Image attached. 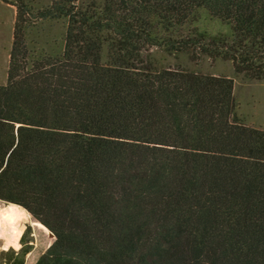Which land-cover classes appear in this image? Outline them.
<instances>
[{
	"label": "trees",
	"instance_id": "1",
	"mask_svg": "<svg viewBox=\"0 0 264 264\" xmlns=\"http://www.w3.org/2000/svg\"><path fill=\"white\" fill-rule=\"evenodd\" d=\"M12 5L0 201L54 236L35 264H264V130L235 117L232 78L152 57L203 54L264 81V0ZM203 12L231 38L198 36ZM47 20L66 23L61 54L31 47ZM26 235L0 264H25Z\"/></svg>",
	"mask_w": 264,
	"mask_h": 264
},
{
	"label": "rangeland",
	"instance_id": "2",
	"mask_svg": "<svg viewBox=\"0 0 264 264\" xmlns=\"http://www.w3.org/2000/svg\"><path fill=\"white\" fill-rule=\"evenodd\" d=\"M16 0H0V85L8 79L10 53L13 46V33L17 8ZM37 8L51 4L54 0H32ZM198 36L207 40L230 39L232 29L222 21L202 13L200 19L191 25ZM66 23L64 20L37 22L30 31L32 48L51 55L61 54L64 49ZM192 53H169L154 50L152 57L160 67L182 66L195 73L226 76L234 80L235 117L250 127L264 130V81L237 74L233 64L223 59L213 60L206 55L192 57ZM20 207L0 201V254L3 250L15 249L20 252V236L27 232L25 245L30 252L25 255V264H35L54 242V236L47 228Z\"/></svg>",
	"mask_w": 264,
	"mask_h": 264
}]
</instances>
